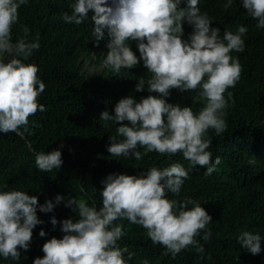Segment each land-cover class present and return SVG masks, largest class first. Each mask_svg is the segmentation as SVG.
Instances as JSON below:
<instances>
[{"label": "clouds", "instance_id": "1", "mask_svg": "<svg viewBox=\"0 0 264 264\" xmlns=\"http://www.w3.org/2000/svg\"><path fill=\"white\" fill-rule=\"evenodd\" d=\"M233 2L246 9L258 29H264V0H224V9ZM27 3L0 0V133L15 132L21 137L29 117L38 110L46 111L38 101L46 85L37 75L38 67L27 63L40 48L39 40L29 39L27 25L21 26L23 36L13 39L19 9ZM199 4L200 0H73L71 14H63L66 23L80 25L89 20L91 10L94 40L98 44L107 36L103 63L116 75L141 61L151 73L147 81L139 79L134 91L147 87L157 95L140 100L126 95L116 102L112 113L104 110L99 114L103 126L108 122L118 125L106 146L111 156L140 161L144 153L139 148L169 156L182 153L192 167L205 168V176L217 171L222 161L219 156L212 159V139L206 133L213 129L220 135L227 129L226 109L232 93L227 98L224 94L235 87L242 72L239 58L231 53L245 50L248 29L240 25L235 32L225 30L221 36L220 28L212 26L213 18L201 12ZM185 24L192 27L187 39ZM131 41L137 43L139 57ZM172 89L198 91L204 106L194 112L191 106L168 102ZM63 147L38 153L37 168L41 172L59 169L64 163ZM188 175L189 169L178 162L165 168L153 166L139 175L111 173L101 181L99 208L61 194L39 203L38 196L28 191L0 188V257L19 264L21 251L31 247L33 230L45 223L38 211L53 212L62 202L76 218L58 221L51 216V224L54 228L59 224L63 235L48 239L42 246L43 257H36L33 264H130L133 253L119 243L125 230L115 221L121 219L145 228L152 243L165 246L166 254L173 257L189 246L203 253L196 237L203 233L205 241L211 239L208 225L212 216L197 200L168 196L180 195ZM39 235L48 233L41 228ZM262 241L260 233L247 230L238 237L242 249L253 255L264 251Z\"/></svg>", "mask_w": 264, "mask_h": 264}, {"label": "trees", "instance_id": "2", "mask_svg": "<svg viewBox=\"0 0 264 264\" xmlns=\"http://www.w3.org/2000/svg\"><path fill=\"white\" fill-rule=\"evenodd\" d=\"M72 2L28 0L19 9L13 39L22 37L21 26L27 25L29 39L39 40L40 48L34 50L27 63L38 67L37 75L46 85L38 97L46 111L38 110L29 117V125L21 129L23 137L15 132L0 133V188L28 191L29 195L38 196L39 203L61 194L99 208L104 187L101 181L107 175H139L150 167L165 168L178 162L189 169V175L180 195L168 196L202 203L212 216L208 225L211 239L205 241L202 233L196 239L203 245V253L189 246L173 257L166 254L165 246L154 245L142 226L127 219L117 220L115 223L125 230L119 243L133 253L130 264H143L144 260L149 264H264V251L253 255L238 243L240 233L245 230L264 236V29H258L257 21L237 2L225 10L224 0H200L201 12L213 18L212 26L220 28L221 36L225 30L235 32L240 25L248 29L244 36L245 50L231 53L239 58L242 72L235 87L224 94L227 98L228 92L232 93L226 109L227 129L220 135L213 129L206 133V138L212 139L209 149L212 159L219 156L222 162L216 172L205 176L206 169L192 167L182 153L169 156L139 148L144 158L137 161L113 157L107 151L109 136L116 134L118 125L108 122L107 127L103 126L105 122L99 119V114L104 110L112 113L116 102L126 95L140 100L157 93H149L147 87L142 92L134 91L139 79L147 81L151 77L142 61L130 70L122 69L120 75L104 65L108 38L105 36L98 44L94 40L91 10L89 20L80 25L63 20L65 12L71 14ZM183 27L187 39L192 27L188 24ZM130 43L139 57L137 43ZM167 99L173 104L191 106L194 112L204 106L198 91L172 89ZM61 144L63 165L41 172L36 165L37 154ZM53 215L58 221L76 218L63 202L53 212L38 211L45 223L33 230L31 247L21 251L19 264H33L36 257H43L42 246L48 239L62 237L59 224L54 228L50 222ZM41 228L47 236L39 235ZM0 264L16 262L0 257Z\"/></svg>", "mask_w": 264, "mask_h": 264}, {"label": "rangeland", "instance_id": "3", "mask_svg": "<svg viewBox=\"0 0 264 264\" xmlns=\"http://www.w3.org/2000/svg\"><path fill=\"white\" fill-rule=\"evenodd\" d=\"M100 69H101V68H100ZM100 69H99V70H100Z\"/></svg>", "mask_w": 264, "mask_h": 264}]
</instances>
